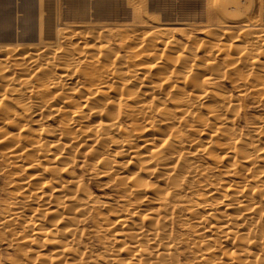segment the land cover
Here are the masks:
<instances>
[{"label": "bare ground", "instance_id": "bare-ground-1", "mask_svg": "<svg viewBox=\"0 0 264 264\" xmlns=\"http://www.w3.org/2000/svg\"><path fill=\"white\" fill-rule=\"evenodd\" d=\"M251 23L255 27V20ZM65 29L55 31V45L0 44V125L17 130L7 142L0 134L5 144L0 159L23 170L11 180L16 192L0 228L25 246L38 247L36 259L79 264L74 236L79 222L93 210L104 217L80 174L72 173L75 159L85 153L91 168L114 182L123 200L112 221L96 223L107 260L169 264L171 258L174 263L180 239L172 242L166 227L181 202L188 240L198 249L205 245L203 251L212 255L216 246L229 244L218 251L229 258L225 264H264V256L251 251L264 241V114L241 138L232 127L236 102L216 85L233 75L241 80L240 91H251L264 103V65L257 59L264 51V30L244 28L240 32L246 39L241 40L240 32L230 38L227 30L208 29L212 40L203 46L204 57L164 40L168 31L158 28L144 35L123 32V43L133 50L128 56L101 42L102 32L65 35ZM226 37L235 39L225 44ZM217 55L223 65L214 60ZM45 112L58 118L57 128L42 127ZM184 126L196 136L187 138ZM195 151L211 156L212 168L227 180H207L192 161ZM33 182L39 184L35 189Z\"/></svg>", "mask_w": 264, "mask_h": 264}, {"label": "rangeland", "instance_id": "rangeland-1", "mask_svg": "<svg viewBox=\"0 0 264 264\" xmlns=\"http://www.w3.org/2000/svg\"><path fill=\"white\" fill-rule=\"evenodd\" d=\"M2 1L3 0H0V18H1L0 26L1 25L2 26L5 25V26L4 27L1 26L2 28L0 27V34H2L0 35L1 45L3 44L5 45V43H7V45H11L12 43L13 45L15 44L19 45V43H22L21 45L31 46L37 44L38 45L46 44L48 42H49L48 44L53 43L52 45H55L57 40L53 42V39L56 36V34L54 35V33L58 28L65 29L66 27L65 30L67 31L65 33L67 34L65 35H69L68 33L71 34L73 32H77L78 30L79 32L83 30L82 34H84L87 33V31L90 29L89 32L91 33L93 32L96 33L97 31V34H99L102 32L100 41L101 42L109 41L108 44L116 54H121L123 56L127 54L128 56L131 55V52L133 50L132 48L131 49L127 48L130 47L128 46L129 44L128 45L124 44L126 42L123 43V38H122L123 32H125L123 34L125 35L126 33H130L136 30L135 33L141 32L144 35L147 31L149 32V30L152 31L153 29L157 31L159 29L160 31H166V30L168 31V33L166 32L165 34V36L167 37L166 38L163 37L164 40L170 39L171 42H174V44L177 42L176 45L178 47L182 45L181 47H184L185 50L188 51L190 49V51H195L197 56L202 55L205 57L204 47L206 46V44L208 46L209 45L208 43L212 40L211 39L212 35L206 32L208 29H213L214 32H222V30H227L230 32V33L228 32L229 36L227 34V36L230 38L235 37L244 28H249V30H251L249 32H253V30L255 31L256 28L264 30V0H33L34 2L30 0L31 1L30 3L29 0H6L3 2ZM35 2L36 4H34ZM31 4L32 6H30ZM33 4L35 5V8L33 7L34 6ZM31 7H33L34 10ZM18 17L20 18V20ZM32 20H34L33 22H35L36 26H34L35 24L32 22ZM253 20H255L256 23L255 27L254 25L251 26V24H253L251 23V21L253 22ZM30 21L32 22V24ZM37 22H38V26H37ZM53 23L55 24L53 25ZM55 26L57 29L55 28ZM70 30L73 31L71 32ZM29 33H32L33 35ZM36 33H38V35ZM116 34L120 36L122 40ZM41 36L45 38H42ZM230 38L226 37L225 44L229 43V40L235 39V38L232 39ZM244 38L245 36L243 32H240L239 39L244 40ZM75 39L76 37L73 39V41ZM89 40L91 39H87V41ZM120 40L122 42H120ZM27 41L29 42V44H27L28 43ZM35 41L38 43H36ZM195 42L197 43V45ZM190 45H192L193 48ZM255 45H259V44L255 43ZM65 46L66 44L64 45V47ZM70 47L71 46H69V48ZM261 48L262 49H260V51L264 50V46H262ZM220 58L221 56L217 55L216 57H214V60L216 62L219 61L217 63L223 65L225 61L222 58L221 59ZM257 59L261 65H264V51L259 52L257 54ZM222 60L223 63L220 62ZM229 76L217 80L218 83H216V85L222 92L229 95L233 99L234 103L236 102L235 107H236L237 116H235L234 118V123L232 127L235 129L237 128L236 131H238L237 133L239 134L240 137L244 135L247 136L250 134L249 132L252 128L251 126H253L255 122L258 121L256 117L257 116L259 117L261 114H264V103L262 102L260 103L259 101H256L257 97L255 98V95L252 94L253 92L240 91V87L238 86H240L241 80L235 79L233 75H231L232 76L231 78H229ZM235 85L237 86L235 87ZM32 97H33L32 94L29 95V98ZM41 120H42L41 123L43 125L42 126L43 128L58 127L57 125L58 118L56 116L48 115V113L45 112L43 113V117ZM14 127L12 126L6 127L0 125V134L3 133L6 136L5 137L3 134H1L2 137L4 138L3 140L4 142H7L6 140L9 135L11 136L12 133L14 132L16 133L17 130ZM181 128L184 131V134L188 136L187 138H192L196 136L195 135L196 132L190 133V131L187 130L186 126ZM4 142L0 143L1 144L0 151H1V147L5 145L3 144ZM203 154L204 153H201L200 151L197 152L195 151L192 152L191 155L192 161L197 163V165L199 164L198 170L201 173L204 172L202 173L203 176L206 175L205 178H207V180L210 179L211 181L210 180L209 181L212 183L213 181L214 182L215 181L219 182L220 180L222 181V179H224L223 181H226L227 178L223 177L219 173V171H216L212 168L213 158L211 156H209L208 158L207 155L206 157L205 154L204 156ZM88 159L89 156L87 154L80 153V156H78L74 161V165L72 167L73 170L72 173H74L77 176L80 174L79 176L80 179L82 180V183L87 188L88 192H90L93 199L97 201V205L100 206L102 205L101 207L99 206L100 215L104 216L103 219L106 222H110L112 221V218L115 216L116 212L114 210L124 206L123 200H121L120 197L118 198L119 194L116 192V190H114L115 189L114 182L110 181L109 178L100 177L95 172V170L92 169L91 166L88 164L89 163ZM16 168L14 165L8 164V162L0 159V217L4 216L8 212L7 210L8 207L6 205L7 203L9 205V201L11 200V196H12L11 194L16 192L14 191V188L17 186V184H14L15 186L14 187L11 180L18 177V175H20L21 172L23 173V170L21 171V168L18 167ZM200 168H202V170ZM32 186L35 189L36 187L39 186V184L38 182H36ZM176 208L177 209L174 208L175 214L173 213L171 215V222H170L171 224L169 223L166 227V231L168 232L166 233L167 235H169L171 241L172 240L176 241L177 238L178 240L179 239L180 240L177 241L176 249L173 255V260L175 262L173 261L174 263H171L170 261H172V259L171 258L167 259L169 264H179V263L180 264H225L226 262H228L229 258H225L218 251H221L222 248L226 250L225 248L228 249L230 248L231 245L229 244L224 245V243L221 244L220 246L218 245L216 246V248H219V250L216 249L217 253L210 255L207 254V252H204L205 250L203 251L205 245L200 246L198 249V246H195L194 244L189 242L188 238L191 236L189 235L190 233L187 226L188 220L187 219L185 220L186 218L185 216H187L186 214L187 212L184 209V204H182L181 202L180 204L177 203ZM2 209L4 212L2 211ZM27 209L29 208H26L25 212L29 211ZM110 212L112 214H109ZM90 214L92 217L91 216L86 217L85 219L81 220V223L79 222L77 226L78 230L76 229L77 231H75L76 235L74 234L75 242H76L75 248L78 251V252L76 251V253L78 256L80 255L79 264H119V263L122 264L123 263L122 258L124 257L126 258L129 253L123 254L121 256L122 259L121 262L118 263L117 262L114 263L113 261L107 260L105 256L107 251L106 252L104 251L105 250L104 243L102 242L104 238L102 239L100 237L101 235L99 236L98 233L95 231L98 230L97 225L99 226L100 223H103L105 221L101 219L100 216H98L99 214L97 215L96 211L94 210L90 212L89 215ZM139 215L140 214H137V216L134 218V221L136 223L140 222ZM105 217L106 219L109 217L108 220H106ZM46 218L48 219L49 217L47 216ZM98 221H100V223L96 225ZM14 229H18V228L15 227ZM171 236L173 237L171 238ZM183 237L184 240L186 241H182ZM175 238L176 240H174ZM259 241L261 243V245H259V248H253L254 250L251 249V251H253L256 254L258 253L257 255L260 254L264 256V244H262V242L264 241L262 240ZM191 244L193 245V247L195 246L196 248L195 247L193 248ZM117 245L118 244L113 245L112 248L117 249L115 248ZM27 248L30 253L26 252L27 254L25 256L23 255L24 256L23 257L21 252H23V249L25 251ZM29 249H31V251ZM37 250L38 247L36 246L31 245L27 247L23 242L19 240L16 241L14 239V236L8 231L7 228L4 229L0 228V264L1 263L17 264V263H21V261L30 264H47L46 258L36 259L34 254L36 253ZM200 254H201V259L200 257H198L200 256ZM214 257H218V258H214ZM17 259L20 262L15 261Z\"/></svg>", "mask_w": 264, "mask_h": 264}]
</instances>
